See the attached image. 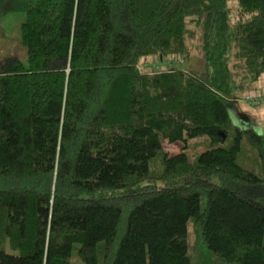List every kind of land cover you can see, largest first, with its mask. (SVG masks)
<instances>
[{
  "label": "trees",
  "instance_id": "trees-1",
  "mask_svg": "<svg viewBox=\"0 0 264 264\" xmlns=\"http://www.w3.org/2000/svg\"><path fill=\"white\" fill-rule=\"evenodd\" d=\"M231 1L0 0L27 52L0 67V264H264V132L231 114L264 0Z\"/></svg>",
  "mask_w": 264,
  "mask_h": 264
},
{
  "label": "rangeland",
  "instance_id": "rangeland-1",
  "mask_svg": "<svg viewBox=\"0 0 264 264\" xmlns=\"http://www.w3.org/2000/svg\"><path fill=\"white\" fill-rule=\"evenodd\" d=\"M231 2L234 3L235 1L232 0ZM23 20V12L9 13L0 18V67H2L9 59H17L23 63H26L27 61L26 48L20 39V26ZM196 52V48H194L192 56L197 57ZM174 59L175 61L169 65L168 60L170 59L160 60L158 57L149 56L142 60L141 66L145 72H155L172 67L183 70L188 67L187 65H189V61L186 59L184 60L179 55L175 56ZM189 66L194 67L195 65L192 63ZM255 88L260 95L258 103L251 104L247 101V98L245 101L244 97V100L239 102L238 109H236L235 112L233 111L231 114L234 115L237 121H240V118L238 117L252 119L251 121L255 123L253 125L258 129V131L264 132V74L261 75L259 80L256 82ZM243 127L244 125H242V128ZM185 145L190 157H194L197 153L203 151L207 147L208 139L205 136H199L179 143H170L167 140L162 141L163 149L165 153L169 155L179 153ZM253 155L252 150H248L243 153V157L247 158L249 161H252L250 159L254 157ZM245 162L247 163V161ZM189 234L192 240L193 234ZM6 252L15 253L8 247L6 248Z\"/></svg>",
  "mask_w": 264,
  "mask_h": 264
},
{
  "label": "built area",
  "instance_id": "built-area-1",
  "mask_svg": "<svg viewBox=\"0 0 264 264\" xmlns=\"http://www.w3.org/2000/svg\"><path fill=\"white\" fill-rule=\"evenodd\" d=\"M257 96H258V94L256 92H252V93H249L247 98H249V99L253 100V102H255L254 100L256 99Z\"/></svg>",
  "mask_w": 264,
  "mask_h": 264
},
{
  "label": "water",
  "instance_id": "water-1",
  "mask_svg": "<svg viewBox=\"0 0 264 264\" xmlns=\"http://www.w3.org/2000/svg\"><path fill=\"white\" fill-rule=\"evenodd\" d=\"M245 118V117H244Z\"/></svg>",
  "mask_w": 264,
  "mask_h": 264
}]
</instances>
